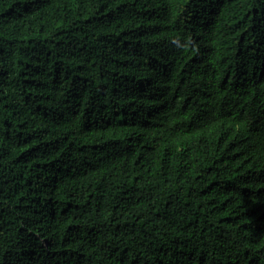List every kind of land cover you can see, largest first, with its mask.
Here are the masks:
<instances>
[{
	"label": "trees",
	"instance_id": "trees-1",
	"mask_svg": "<svg viewBox=\"0 0 264 264\" xmlns=\"http://www.w3.org/2000/svg\"><path fill=\"white\" fill-rule=\"evenodd\" d=\"M0 264H264V0H0Z\"/></svg>",
	"mask_w": 264,
	"mask_h": 264
}]
</instances>
